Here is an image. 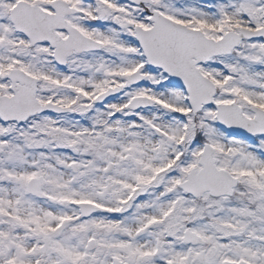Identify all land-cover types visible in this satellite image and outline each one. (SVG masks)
I'll use <instances>...</instances> for the list:
<instances>
[{"label":"snow or ice","instance_id":"1","mask_svg":"<svg viewBox=\"0 0 264 264\" xmlns=\"http://www.w3.org/2000/svg\"><path fill=\"white\" fill-rule=\"evenodd\" d=\"M0 264H264V0H0Z\"/></svg>","mask_w":264,"mask_h":264}]
</instances>
